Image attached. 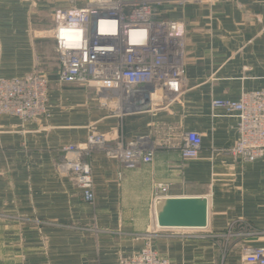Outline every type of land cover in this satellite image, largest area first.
Instances as JSON below:
<instances>
[{"label": "crops", "instance_id": "1", "mask_svg": "<svg viewBox=\"0 0 264 264\" xmlns=\"http://www.w3.org/2000/svg\"><path fill=\"white\" fill-rule=\"evenodd\" d=\"M71 5L0 0V75L25 77L39 66L50 79L49 115L34 122L0 115V264H119L147 245L172 264H248L245 249L264 247V160L232 154L238 117L213 110L212 101L264 88V0L172 12L187 22L186 92L164 109L120 114L58 80L54 39L41 34L54 27L57 9ZM91 127L113 142L145 137L154 159L128 168L94 148L95 199L88 202L66 170L73 153L64 148L85 142ZM190 130L202 148L185 161L180 144ZM157 182L170 183L169 196H207L209 227L160 229Z\"/></svg>", "mask_w": 264, "mask_h": 264}, {"label": "built area", "instance_id": "2", "mask_svg": "<svg viewBox=\"0 0 264 264\" xmlns=\"http://www.w3.org/2000/svg\"><path fill=\"white\" fill-rule=\"evenodd\" d=\"M72 5L55 11L54 39L59 55L58 80L79 84L99 97L103 108L118 112L156 111L179 101L187 90L186 35L183 20L165 17L203 0H70ZM49 79L37 68L25 77L0 76V111L34 122L49 114ZM213 110L238 116V138L231 152L244 162L264 160V89L244 91L241 98L214 99ZM115 155L128 168L154 159L145 137L131 141L113 138L96 127L85 142L65 147L73 156L66 170L88 202L95 199L93 171L88 157L93 149ZM202 137L195 130L183 134V160L198 157ZM170 183L157 182L154 200L169 196ZM244 261L264 264V247L246 248ZM119 264H172L152 246L123 258Z\"/></svg>", "mask_w": 264, "mask_h": 264}, {"label": "water", "instance_id": "3", "mask_svg": "<svg viewBox=\"0 0 264 264\" xmlns=\"http://www.w3.org/2000/svg\"><path fill=\"white\" fill-rule=\"evenodd\" d=\"M157 226L162 230H205L209 227L207 196H166L155 202Z\"/></svg>", "mask_w": 264, "mask_h": 264}, {"label": "rangeland", "instance_id": "4", "mask_svg": "<svg viewBox=\"0 0 264 264\" xmlns=\"http://www.w3.org/2000/svg\"><path fill=\"white\" fill-rule=\"evenodd\" d=\"M217 1H219V0H203L202 2H195V5H199V6H204L203 8L204 9H206V8H208V9H212V6L217 2ZM191 5H193V4H189V5H187V6H185L184 8H187L188 6H191ZM215 6V5H214ZM183 8V9H184ZM180 10H182V9H180ZM180 12V11H179ZM171 18H173V19H175V20H182V19H176V18H174V17H171ZM184 21V20H183ZM186 24H187V22H186ZM41 35H44V36H46L45 34H41ZM37 36H39V35H37ZM37 69L38 70H40V67L39 66H37ZM41 71V70H40ZM45 74V73H44ZM46 75V74H45ZM1 76V75H0ZM47 76V75H46ZM3 77V76H2ZM48 77V76H47ZM7 78H9V77H7ZM49 79V78H48ZM49 82H50V79H49ZM60 82V81H59ZM61 83V82H60ZM63 85H65V83H62ZM73 85H78V86H80V87H82V88H84V89H86L88 92H90V93H92L93 94V96L95 97V98H97L98 99V101H99V97H97V95H96V93H94L93 91H91L89 88H87V87H85V86H82V85H79V84H75V83H72ZM264 89V88H263ZM257 90H262V89H257ZM245 91H254V90H245ZM49 93V92H48ZM243 94V93H242ZM242 96V95H241ZM241 98V97H240ZM239 98V99H240ZM215 99H227V98H215ZM214 100V99H213ZM176 102H178V101H176ZM212 103H213V101H212ZM48 105V104H47ZM98 105H100V103L98 104ZM101 106V105H100ZM228 113V112H227ZM50 114V113H49ZM48 114V115H49ZM230 114H233V115H235V116H237L236 114H234V113H230ZM0 115H12V114H8V113H5V112H2V111H0ZM12 116H16V117H18V118H20L22 121H24V122H30V121H27V120H24L22 117H20L19 115H12ZM47 116V115H46ZM42 117H45V116H41V117H39V118H37V120L38 119H40V118H42ZM238 117V116H237ZM239 120V119H238ZM97 129V128H96ZM98 130V129H97ZM237 138H238V126H237ZM237 140V139H236ZM235 143H236V141H235ZM235 145V144H234ZM68 147V146H67ZM234 147V146H233ZM232 147V148H233ZM65 149V148H64ZM232 150V149H231ZM233 154V153H232ZM199 156V155H198ZM238 160H240V161H243V160H241V159H239V158H237Z\"/></svg>", "mask_w": 264, "mask_h": 264}, {"label": "trees", "instance_id": "5", "mask_svg": "<svg viewBox=\"0 0 264 264\" xmlns=\"http://www.w3.org/2000/svg\"><path fill=\"white\" fill-rule=\"evenodd\" d=\"M183 10V9H182ZM182 10H179V11H182ZM177 12V11H176ZM165 17H168V18H171L172 16H171V14H167V15H165Z\"/></svg>", "mask_w": 264, "mask_h": 264}]
</instances>
